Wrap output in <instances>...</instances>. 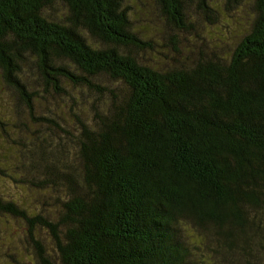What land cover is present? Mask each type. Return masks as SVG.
I'll return each instance as SVG.
<instances>
[{
    "label": "trees",
    "instance_id": "1",
    "mask_svg": "<svg viewBox=\"0 0 264 264\" xmlns=\"http://www.w3.org/2000/svg\"><path fill=\"white\" fill-rule=\"evenodd\" d=\"M137 1L0 0V115L60 214L0 213L38 264H264V0H152L154 31Z\"/></svg>",
    "mask_w": 264,
    "mask_h": 264
},
{
    "label": "rangeland",
    "instance_id": "2",
    "mask_svg": "<svg viewBox=\"0 0 264 264\" xmlns=\"http://www.w3.org/2000/svg\"><path fill=\"white\" fill-rule=\"evenodd\" d=\"M132 4L137 10L136 18L139 19L138 22L147 30L154 31L162 23L157 7L153 4L152 0H138ZM235 17L238 23L232 26L235 34V37L232 38L238 40L240 36H243V30L246 27L247 19L251 17V11L249 8H244ZM198 18L204 22L203 18ZM214 29H206L204 33L208 37H217L219 33H222L220 29ZM231 42L234 44L235 41ZM232 43L222 46V51L229 52L232 48ZM154 55L151 59L160 61L161 57L157 54ZM185 55L186 53L183 52L182 56ZM8 97V94L7 96L0 95V100H3L0 103V112L6 117L11 115L10 109L15 105L13 101H10L11 99L8 100ZM49 103L51 104L53 101ZM55 104L57 103L55 102ZM0 116L4 118L2 115ZM5 122L8 124L5 131H8L11 136L0 132V147L3 149L2 156H0V197L4 200L8 199L16 202L22 208L31 212L30 214L40 213L55 220L59 217L60 208L58 203L52 201L49 193L37 192L33 187L20 183V179L22 180L28 172L26 171L24 175V171L21 170L22 168H16V161L20 159L21 154L18 144L14 142H19V137H15L16 129L13 128V123L7 119H5ZM34 233L35 238L40 240L45 246L47 254L54 260H57V249L50 232L46 228L40 227ZM187 236L191 242L198 243V236L194 231H188ZM35 252L30 242L26 222L21 218L0 213V264H38Z\"/></svg>",
    "mask_w": 264,
    "mask_h": 264
}]
</instances>
